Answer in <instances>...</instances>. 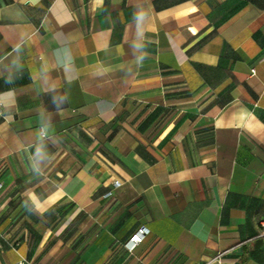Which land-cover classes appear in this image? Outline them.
<instances>
[{
	"label": "crops",
	"instance_id": "obj_1",
	"mask_svg": "<svg viewBox=\"0 0 264 264\" xmlns=\"http://www.w3.org/2000/svg\"><path fill=\"white\" fill-rule=\"evenodd\" d=\"M0 183V264H264V0H0Z\"/></svg>",
	"mask_w": 264,
	"mask_h": 264
},
{
	"label": "built area",
	"instance_id": "obj_2",
	"mask_svg": "<svg viewBox=\"0 0 264 264\" xmlns=\"http://www.w3.org/2000/svg\"><path fill=\"white\" fill-rule=\"evenodd\" d=\"M251 72L254 74L255 73V69L252 68ZM40 135L41 137H45L46 134L43 131V129H40ZM1 189H2V183H0V195H1ZM140 233V234H139ZM148 233V230L145 228H140L137 230V232H135L130 238H129V242H131V247L136 246L138 243H140L144 237L145 234ZM19 264H26L25 261H21Z\"/></svg>",
	"mask_w": 264,
	"mask_h": 264
}]
</instances>
